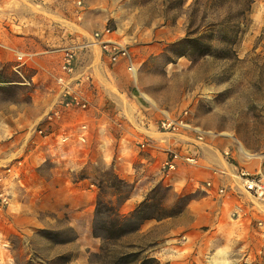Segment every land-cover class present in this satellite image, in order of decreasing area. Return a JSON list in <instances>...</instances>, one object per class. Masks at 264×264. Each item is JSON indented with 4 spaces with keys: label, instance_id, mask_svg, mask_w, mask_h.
Listing matches in <instances>:
<instances>
[{
    "label": "rangeland",
    "instance_id": "rangeland-1",
    "mask_svg": "<svg viewBox=\"0 0 264 264\" xmlns=\"http://www.w3.org/2000/svg\"><path fill=\"white\" fill-rule=\"evenodd\" d=\"M92 1L96 8L110 10L105 27L136 54L132 71L137 74L136 93L171 100L176 111L188 110L187 119L193 127L225 145L228 155H224L231 162L238 159L242 166L262 162L264 167V0ZM98 28L95 26L103 29ZM11 69L9 62L0 61V72L10 73ZM34 75L33 68L23 67L18 76L24 82L16 88L0 89V150L15 136L8 138L1 131L9 122L26 119L31 126L22 128L23 134L39 128L48 111L49 92L38 88ZM9 78L18 79L11 74ZM9 84H0V88ZM36 136L33 133L29 141L34 148ZM64 163L54 154L44 155L36 170L39 180L51 186L46 197L35 200L24 194L18 199L21 203L11 200L12 206L26 207V213L6 221L5 236L0 238V264H83L74 245L78 236L84 245L95 243L96 249H87L88 264H142L151 258L157 262L146 264H172L161 262L156 255L154 248L160 247L162 238L153 243L136 231L109 238L101 222L111 212L96 221L98 199L121 212L125 196L132 195L136 184L120 178L113 168L61 169ZM66 180H85L83 186L95 184L94 212L84 213L79 200L67 198V189H56ZM147 196L165 208H173L179 197L162 183ZM79 226L81 235L76 233ZM96 229L101 236H94ZM247 236L254 239L255 249H264V236L250 231L237 240L231 227L229 232L219 233L220 250L213 263L264 264V250L258 254V262L248 263L241 256L238 241L245 242Z\"/></svg>",
    "mask_w": 264,
    "mask_h": 264
},
{
    "label": "crops",
    "instance_id": "crops-1",
    "mask_svg": "<svg viewBox=\"0 0 264 264\" xmlns=\"http://www.w3.org/2000/svg\"><path fill=\"white\" fill-rule=\"evenodd\" d=\"M109 17L110 10L96 8L92 0H0V61L9 62L18 73L23 67L33 68L34 83L50 95L48 111L40 126L49 130L48 137L39 135L35 129L20 133L22 128L31 126L26 119L9 122L1 130L8 138L15 136L1 146L4 154L0 153V173L1 167L15 166L18 161L23 164L17 166L18 175L9 182L11 200L19 201L24 194L35 200L46 197L51 186L46 180H39L36 167L43 162L44 155L49 154L64 160L61 169L78 170L98 165L113 168L120 178L136 184L135 191L121 205L122 214L132 212L151 188L162 183L171 188L176 197L192 195L193 198L180 215L163 222H146L136 235L145 236L153 243L163 239L160 247L154 248L163 263L214 264L213 259L220 250L217 240L220 232H229L232 227L237 240L250 231L264 236V226L257 225V221H264V202L247 192L237 175L240 168L264 171L262 162L248 166H242L238 159L231 162L224 155L228 153L226 146L206 133H202L201 138L200 133L189 129L179 134L160 130L159 120L181 111L175 110L171 100L150 95L152 99H149L136 93L139 92L137 74L131 71L129 76L124 60L111 62L94 43L95 26L104 29ZM114 39L118 40L116 36ZM68 48H75L77 53L75 74L69 81L88 100L90 107L85 112L62 110L61 117L49 123L46 115L60 106V86L56 78L62 74L59 62ZM16 52L24 54L23 61L17 60ZM78 80L81 81L77 86ZM82 124L87 130L82 129ZM35 132L41 138L35 137L34 148L29 141ZM85 133L86 141L82 142L79 137ZM141 142L151 145L142 149ZM172 149L179 150L183 158L197 157L198 163L180 160L175 171L164 172L162 163ZM208 182L211 188L207 187ZM84 183L85 180H66V187L62 182L56 189L63 192L67 189V198L79 200L84 213L91 214L96 204L95 184L83 186ZM219 189H224V193ZM25 210L26 207L11 204L0 214V238L5 236L6 221L26 213ZM81 229V226L76 227L78 235ZM238 242L246 262L259 261L258 254L264 249H255L251 236L243 240L244 244ZM92 244L95 243L82 244L79 236L74 242L83 264H88L87 249H96Z\"/></svg>",
    "mask_w": 264,
    "mask_h": 264
},
{
    "label": "built area",
    "instance_id": "built-area-1",
    "mask_svg": "<svg viewBox=\"0 0 264 264\" xmlns=\"http://www.w3.org/2000/svg\"><path fill=\"white\" fill-rule=\"evenodd\" d=\"M81 5V2L78 3ZM114 31L108 27H105L102 30H97L92 34V38L95 44H98L104 55H106L109 60L113 63L124 60L127 63L128 71L135 70L134 56L130 49L121 43L119 40L114 39ZM17 60L23 61L25 56L21 52H16ZM77 66V53L75 48L65 49L60 62L59 69L61 75L56 78L57 83L60 86V106L55 110H51L46 115V121L52 123L56 118H60L62 110L70 111H82L85 112L89 109L90 104L86 98L81 94L78 89H75V86L69 81L75 74ZM89 80V78H86ZM81 80H78L75 85H79ZM188 110H184L176 116L166 117L159 120L157 126L160 130L165 132H172V134H179L182 130H192L198 132L199 137L202 138V133L199 128L193 127L191 122L188 121ZM82 129L87 130V126L82 124ZM35 131L43 136L48 137L50 135L49 130L46 127L35 128ZM68 137L65 138L67 140ZM80 141H86V133L79 137ZM149 142H141L140 148L146 149L150 147ZM228 155V153H226ZM183 160L190 164H197V157H182L179 150L172 149L168 151V157L162 163V170L164 172H173L176 170L178 162ZM13 164L5 166V169L0 173V214L5 213L11 206V195L8 192V185L12 178L16 177L19 172L17 166H23L22 161L16 162ZM243 188L249 192L255 198L262 200L264 202V171L259 172H250L249 170L239 169L238 174ZM208 188H211V182L207 184ZM221 194L224 193V189H219ZM259 227L264 226V221H257Z\"/></svg>",
    "mask_w": 264,
    "mask_h": 264
},
{
    "label": "trees",
    "instance_id": "trees-1",
    "mask_svg": "<svg viewBox=\"0 0 264 264\" xmlns=\"http://www.w3.org/2000/svg\"><path fill=\"white\" fill-rule=\"evenodd\" d=\"M10 74L13 75L14 78L17 77L18 79L10 80ZM19 82L24 81L20 79V77L18 76V72H14V70L12 69L10 73H7L6 71L0 72V84L11 83L9 84V87L3 85L0 89L6 90L16 88V86H18L17 83ZM128 197L129 195L125 196L123 201H125ZM192 198V195L179 196L178 202L174 205L173 208H165L161 206L160 203L153 201L150 196H147L129 214H122L119 210L115 212L114 210H112V207H110L109 204L98 199L96 207V217L98 218L96 219V221L99 220V218L103 217V213L111 212L110 214L113 217L110 218V215L109 218H104V220L102 219V229L105 233H108L109 238H117L139 230L143 223L147 220H161L164 218L176 217L180 215ZM101 235L102 234H100V232H98L96 229V231L94 232V236ZM149 260L157 262L155 258H151ZM149 260H145L142 264H146Z\"/></svg>",
    "mask_w": 264,
    "mask_h": 264
}]
</instances>
